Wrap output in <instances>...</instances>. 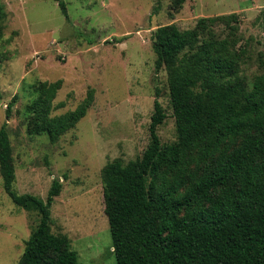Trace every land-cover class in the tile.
Instances as JSON below:
<instances>
[{
	"label": "trees",
	"instance_id": "16d2710c",
	"mask_svg": "<svg viewBox=\"0 0 264 264\" xmlns=\"http://www.w3.org/2000/svg\"><path fill=\"white\" fill-rule=\"evenodd\" d=\"M56 1L68 17L67 3ZM5 16L0 5V22ZM239 24L231 13L156 30L155 68L168 72L177 139L161 141L167 114L157 90L143 154L102 170L117 264H264V74L251 88L241 75L247 48L239 45ZM62 83L42 81L34 104L42 120L32 126L51 140L74 128L94 101L91 89L75 109L53 115ZM0 174L11 200L38 215L16 264H80L68 236L52 227L62 182L54 179L45 199L17 191L7 123L0 127Z\"/></svg>",
	"mask_w": 264,
	"mask_h": 264
},
{
	"label": "rangeland",
	"instance_id": "374dc122",
	"mask_svg": "<svg viewBox=\"0 0 264 264\" xmlns=\"http://www.w3.org/2000/svg\"><path fill=\"white\" fill-rule=\"evenodd\" d=\"M64 1L68 17L56 0H0L6 13L0 22V127L7 123L17 191L45 199L59 179L53 231L68 236L80 264H117L102 170L109 161L127 164L143 154L157 90L167 114L158 129L161 141L177 139L168 72L155 68L156 30L168 24L188 29L202 17L237 13L239 45L247 48L241 75L251 88L264 74V0H185L179 8L175 0ZM59 79L53 115L75 109L91 89L94 101L74 128L51 140L32 126L40 111L34 104L40 83ZM37 221L36 212L11 200L0 174V264L17 263Z\"/></svg>",
	"mask_w": 264,
	"mask_h": 264
}]
</instances>
